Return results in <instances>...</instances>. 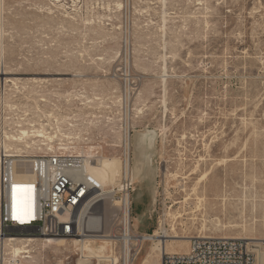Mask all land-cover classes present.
<instances>
[{"label":"rangeland","instance_id":"rangeland-1","mask_svg":"<svg viewBox=\"0 0 264 264\" xmlns=\"http://www.w3.org/2000/svg\"><path fill=\"white\" fill-rule=\"evenodd\" d=\"M127 56L139 79L134 107L142 114L134 130L157 134L156 180L149 173L142 199L135 185L133 230L151 234L165 219L169 233L173 225L189 239H264V0H0V79L5 73L42 79L48 87L83 86L92 97L109 99L122 87L110 76ZM119 139L104 126L81 129L80 153L118 162ZM209 170L210 179L197 186ZM175 213L180 217L173 220ZM86 214L82 235H109L107 212ZM6 236L29 247V258L15 257L17 264H78L82 256L72 242L23 243L31 235L17 230ZM187 245L175 240L165 250ZM4 249L12 264L11 247ZM142 259L159 264V251L147 243L135 264Z\"/></svg>","mask_w":264,"mask_h":264},{"label":"built area","instance_id":"built-area-1","mask_svg":"<svg viewBox=\"0 0 264 264\" xmlns=\"http://www.w3.org/2000/svg\"><path fill=\"white\" fill-rule=\"evenodd\" d=\"M62 2V0H60ZM49 3L61 4L57 0ZM71 15L77 12L66 6ZM54 13H61L53 7ZM39 13H47L46 9ZM126 52V50H125ZM120 68L110 76L122 85L118 96L92 97L83 86L76 89L48 87L44 83L21 84L10 77L0 79V230H11L37 238L74 239L81 236L84 208L90 215L108 213L114 253L105 264H134L143 250L144 236L133 230L132 206L136 182L131 171L132 136L140 111L134 107L139 79L131 60H119ZM114 65L118 66L115 62ZM81 79L80 75H73ZM12 79V78H11ZM107 127L119 135L122 170L116 186H104L85 171L87 162L103 155H81V129ZM23 130L31 135L47 132L55 138L54 149L16 153L8 147L10 136ZM86 141L89 139L85 138ZM13 194L21 198L16 210ZM21 217L23 222H21ZM145 235H150L146 233ZM161 264H264V240L193 237L187 252L166 253Z\"/></svg>","mask_w":264,"mask_h":264},{"label":"bare ground","instance_id":"bare-ground-1","mask_svg":"<svg viewBox=\"0 0 264 264\" xmlns=\"http://www.w3.org/2000/svg\"><path fill=\"white\" fill-rule=\"evenodd\" d=\"M117 6H118V8L121 7V3H118ZM165 21H166V19H164V22ZM165 60H166V57L164 56V62H165ZM163 72L164 73L167 72L165 65H164ZM9 75H13V74L6 75L5 73H3L1 76H9ZM44 75H46V74H44ZM55 76H57V75H55ZM166 76H167V74H164L162 76L163 77L162 82H163L164 87H166V79H164ZM10 80L12 82L26 81V82H33V83H44L43 81H45V80L37 79V78L27 79V78H17V77L12 78V79L10 78ZM165 111H166V107H165ZM140 114H142V111H140ZM142 131L144 132V130H141V131L134 130V134L132 136L134 138V141L131 142V146L134 147L133 159L131 161V171H132L134 181L141 185L139 187L140 188V192L138 194L139 199H142V197H143L142 184L144 183V181H146L148 179L149 173H151V175H152V179H151L152 182H155V180H156V169H157V167L155 166V164L153 162V160H154L153 151H154V146H155V143L157 140V134L153 130H151V131L145 130L144 133H141ZM8 140H9L8 147L9 148L13 147L16 150V153L26 152L28 154H33L34 150H37V149L43 150L44 149L43 147H45L47 151H49V150L52 151L54 149V143H55L54 136L51 134H48L45 131L38 132V134H36V135H34V134L31 135L29 131L23 130L22 134H20L18 136L12 135L8 138ZM19 145L21 147H19ZM17 147H19L20 149ZM81 155H85V154H81ZM85 156L91 157L88 155H85ZM118 160L119 161L117 162V160L115 158H112V157H100L97 160V162H91V163L87 162L86 167H85V171H86L87 175H89L90 177H92L96 181L100 182L104 186H116L119 183V180L121 177V170H122V166H123L121 159L118 158ZM211 175H212V171H210V170L206 171L197 180L196 185L198 186V185H203L204 183L206 184V182L210 179ZM150 187H151V185H150ZM181 187H182V190L186 191V185L185 186L183 185ZM156 189H157V187L153 186V188H152V204L156 203V196H155ZM194 189H196V188H194ZM20 201H21V198L18 195L13 194L12 207H13L14 211L16 210ZM87 212H88L87 209L84 208L82 213H81V219H80L81 236L79 238L50 239V238H37L34 236H25V237L21 238L20 241H22V242L24 241L23 243H25V242L27 243L29 240L30 242L46 243L48 245H56V246H62L64 244L72 242L75 245L81 246L82 256L78 260V264H93L94 261H96V263H94V264H105L104 257L106 256V254L111 253V252L114 253V247L112 246L111 238H110L111 236L110 235L100 236V235H89V234H83L82 235V230L85 228V225L87 223L86 218H85V216L87 215L86 214ZM177 213H175L176 215H172L173 220H176L178 217H180V215H177ZM145 217H146V214L144 213L142 215H139V217H136L135 219L137 221L139 219L144 220ZM87 219H89V218L87 217ZM99 219H101V218H99ZM165 221H166L165 219L162 220V222L160 221L161 223H160L159 229L155 230L150 235L143 234L144 240L142 242V247H144V245L147 243H151L152 249L154 251H159V254H160V263L159 264H161V260H162L163 255H165L166 253H170V252H167L165 250V248H166L165 246H166L167 242H174L175 240L178 242H187L188 241L187 249L184 251H180V253L181 252L183 253V252L188 251L190 239L193 238L192 237L189 239L188 237H185V236H179L173 225H172V230H171L172 233H169V231L165 227V225H166ZM138 223H140V222L138 221ZM133 225H134V223H133ZM2 235L3 234L1 233V230H0V243H1V245H0L1 246L0 264H3V259L5 260L4 264H6V262H7V259L5 258L6 254H5V249H4L5 243L8 244L12 249L11 250L12 253H10V254H13V256H14V258L12 257L13 259H11L12 264H17V260L15 257H21L23 259L29 258V256L27 255L30 253L29 250H27L28 245L24 244V246L18 247L15 244V243H17V238H19V237H17V236L3 237ZM83 236L85 238H82ZM198 237L212 238L215 236H205V235L201 236V235H199ZM221 238H225V239H246V238H226V237H221ZM246 240L255 241L256 243H260L264 239L259 240L257 238H247ZM96 241H101V243L98 244ZM175 253H178V252H175ZM24 254H26L27 256H22ZM149 255L150 254H148L147 256H149ZM151 256H153V255H151ZM137 259H138V257L135 259V262ZM146 261H147L146 259H142L140 264H144ZM135 262H134V264H135Z\"/></svg>","mask_w":264,"mask_h":264},{"label":"snow or ice","instance_id":"snow-or-ice-1","mask_svg":"<svg viewBox=\"0 0 264 264\" xmlns=\"http://www.w3.org/2000/svg\"><path fill=\"white\" fill-rule=\"evenodd\" d=\"M21 222H23V218L21 217Z\"/></svg>","mask_w":264,"mask_h":264},{"label":"water","instance_id":"water-1","mask_svg":"<svg viewBox=\"0 0 264 264\" xmlns=\"http://www.w3.org/2000/svg\"><path fill=\"white\" fill-rule=\"evenodd\" d=\"M13 231H16V230H13Z\"/></svg>","mask_w":264,"mask_h":264}]
</instances>
